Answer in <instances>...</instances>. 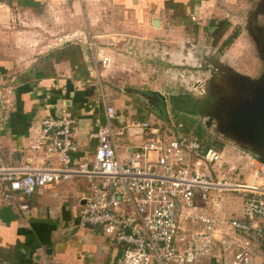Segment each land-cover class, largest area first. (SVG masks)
<instances>
[{"label": "crops", "instance_id": "1", "mask_svg": "<svg viewBox=\"0 0 264 264\" xmlns=\"http://www.w3.org/2000/svg\"><path fill=\"white\" fill-rule=\"evenodd\" d=\"M243 2L0 0V88L5 91L0 92L11 100L4 129L0 131V167L59 164L57 155L47 156L44 148L36 153L31 151L28 135L30 131L35 134L39 119L53 114L61 103L78 121L73 132L78 152L71 155L72 161L94 153V135L98 126L106 122L104 98L115 112L112 103L116 98L126 105L122 114L116 113L115 129L126 128L131 121H146L129 116L132 113L125 96L130 88L126 91L122 85L113 84L107 89L103 84L109 80L119 82L118 72L125 75L133 62L146 66L153 53L163 63L166 44L171 47L169 60L184 62L193 58V52L202 50L205 55L223 38L231 13ZM114 36H121L124 42L115 48L105 47ZM90 40L103 47L99 50L101 55L112 59L109 70L101 68L97 51L86 47ZM199 59L203 60L202 56L195 61ZM129 72L128 77L139 80V71ZM153 116L161 120L160 116ZM123 132L117 140V156L126 163L129 150L138 147L143 135L128 136L127 129ZM240 178L248 186H263L255 172L247 168L241 170ZM2 187L0 264H117L119 249L100 228L78 226L80 198L86 189L83 179L47 185L28 200L4 201ZM245 195L225 196L227 217L244 220L241 209ZM23 203L28 204L27 211H21L19 206ZM262 218L244 220L253 227L249 238L255 264H264V232L259 227ZM223 261V257L215 256L199 259L197 264Z\"/></svg>", "mask_w": 264, "mask_h": 264}, {"label": "built area", "instance_id": "2", "mask_svg": "<svg viewBox=\"0 0 264 264\" xmlns=\"http://www.w3.org/2000/svg\"><path fill=\"white\" fill-rule=\"evenodd\" d=\"M85 44L97 51L101 68L109 70L112 59L99 53L103 47L93 40ZM116 46L111 40L105 47ZM103 104L106 122L94 135V153L75 161L71 155L78 152L73 137L77 119L62 103L53 114H44L37 132L28 135L29 148L35 153L44 148L47 156L57 155L59 164L0 167L2 199L28 200L47 185L81 178L86 189L78 226L100 228L119 249L117 264H195L215 256L223 257L222 264H255L253 227L247 221L264 217V165L248 154L233 162L225 150L208 147L193 135L181 136L180 130L168 137L155 116L115 129L116 112L105 98ZM10 106L11 100L0 92V131ZM126 129L139 130L143 137L123 163L117 139ZM243 168L255 172L263 186L244 184ZM227 192L246 193L241 215L247 221L226 216ZM19 207L29 209L24 203Z\"/></svg>", "mask_w": 264, "mask_h": 264}, {"label": "rangeland", "instance_id": "3", "mask_svg": "<svg viewBox=\"0 0 264 264\" xmlns=\"http://www.w3.org/2000/svg\"><path fill=\"white\" fill-rule=\"evenodd\" d=\"M240 9L241 6H237L236 12L234 14L231 13L229 18L230 21L228 23V30L223 35V38L216 42V47L208 48V50L213 49V52H215L216 56H221L222 60H224L223 62L225 63V66L231 72L230 77L233 78V84H231L232 86L230 88L232 92L230 95L231 98H235V94H233L235 89L242 93L241 89H239V86L243 87V85L241 82H237L239 75L247 76L250 79L257 80L258 78H262V74H264V62L257 59L256 56H259V53L257 52V47L255 46L252 38H250L248 33L242 34L239 30V23L241 21L239 18ZM234 33H236V36L227 44V40ZM120 37L121 36H114V42L117 44V46L124 42V38ZM118 38L119 40L117 42ZM169 43L171 44L172 41L169 40ZM54 44H58V42H55ZM170 48L171 47H168V44L163 46L164 52L167 53L164 55L165 58L161 60L163 63L160 62V59H156V54L153 53V55H150V58L147 59L148 62L146 63V66H143V64L133 65L134 62L129 65V71L132 73L139 71V74H141L139 80H137V78L128 77L130 74L129 71H125L126 73L124 75L123 71L119 70V82H111L109 78H106L109 80V82L106 81L103 85H105L107 89H110L111 86L113 87L114 85L116 86L118 84L122 85L126 91L130 88L128 90L129 94L125 91V93L128 94V96H125V99L128 104V109H130L132 113H129V116L136 120L146 119L147 121L150 120L153 115H155L153 114L152 108L149 107V97L143 90H152L162 94L166 98L163 105L162 115L160 116L161 120H163H160V123L163 130L166 132V136L171 137L175 133H178V130H180L181 136L193 135L197 138L199 137L205 140L203 137H207V127L201 124L199 119L201 110L196 104V101L184 93H180L178 91L173 93L175 87L180 88L184 86L185 88L191 89V85L197 79V76H199L195 69H193L196 65L195 58L203 56V50L199 52H193L192 59L180 62L178 60H169V56L171 54ZM128 55L126 56L128 57ZM191 61H195V64ZM199 61L201 62L202 60L199 59ZM185 62L187 65H185ZM197 80H199V78ZM0 90L5 92L2 88H0ZM140 98H143L141 99L142 101ZM241 98L244 99L245 95H242ZM112 104L116 107L115 109L117 115L122 114L124 111V102L119 98H116ZM226 131L231 133L228 127L226 128ZM138 133H140L139 130L127 131L128 136L129 134L137 135ZM117 140H120V137ZM205 143L211 146L210 143ZM213 147L218 150H225L229 154V158H232L233 162H235L237 154H239L230 146L224 147L223 149L222 147ZM233 194H235L236 197H242V193L237 192H227L225 193V196L227 195L229 198H231ZM259 227H262L264 232V218H262L261 223H259ZM259 244L260 243H258V245ZM197 263L198 261L195 264Z\"/></svg>", "mask_w": 264, "mask_h": 264}, {"label": "flooded vegetation", "instance_id": "4", "mask_svg": "<svg viewBox=\"0 0 264 264\" xmlns=\"http://www.w3.org/2000/svg\"><path fill=\"white\" fill-rule=\"evenodd\" d=\"M239 11L241 20L239 30L242 34H249L259 53L257 59L264 62L261 52L264 49V0H244ZM202 58L201 62L196 61L193 68L198 73L199 80L193 82L191 89L184 86L175 87L173 93L176 91L184 93L196 101L201 110L199 118L201 124L207 127V137H203L206 142L216 146H230L241 155L254 153L256 157H260V151H255L254 147L243 139L226 131L228 124L223 106L232 94L230 88L233 78L230 77V70L225 66L221 56L215 55L213 49ZM191 62L195 64V61ZM145 94L149 97V107L152 108L153 113L161 116L166 97L152 90L145 91ZM233 94L235 100L242 99V93L236 89ZM156 95L163 97L164 100H157Z\"/></svg>", "mask_w": 264, "mask_h": 264}, {"label": "water", "instance_id": "5", "mask_svg": "<svg viewBox=\"0 0 264 264\" xmlns=\"http://www.w3.org/2000/svg\"><path fill=\"white\" fill-rule=\"evenodd\" d=\"M156 23L155 21L154 26ZM261 52L264 56V49ZM237 82L243 85L239 86V89L245 98L240 100L230 98L223 106L228 129L232 135L254 147L255 151H260V157H256L254 153L248 155L264 165V74L257 80L239 75ZM156 96L157 100H164L163 97ZM241 156L240 153L237 154L239 159Z\"/></svg>", "mask_w": 264, "mask_h": 264}, {"label": "trees", "instance_id": "6", "mask_svg": "<svg viewBox=\"0 0 264 264\" xmlns=\"http://www.w3.org/2000/svg\"><path fill=\"white\" fill-rule=\"evenodd\" d=\"M225 30V29H224ZM221 34H219L217 37H219ZM236 36V33H234L227 41V44L234 38ZM198 139L199 140H202V143L204 144V145H206V146H208V147H213V146H216V145H211V146H209L208 144H206L205 142V140L204 139H201V138H199L198 137ZM218 147V146H217ZM262 251L264 252V242L262 243Z\"/></svg>", "mask_w": 264, "mask_h": 264}]
</instances>
